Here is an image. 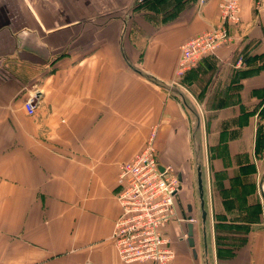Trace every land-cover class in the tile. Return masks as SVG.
I'll return each instance as SVG.
<instances>
[{
  "label": "crops",
  "instance_id": "0c3cea01",
  "mask_svg": "<svg viewBox=\"0 0 264 264\" xmlns=\"http://www.w3.org/2000/svg\"><path fill=\"white\" fill-rule=\"evenodd\" d=\"M221 2L0 0V264H152L122 262L111 240L121 168L153 137L181 170L177 214H194L197 117L207 251L202 226L201 260L196 224L197 258L190 221H172L171 264H264V0H240L231 43L179 74L181 46L220 24Z\"/></svg>",
  "mask_w": 264,
  "mask_h": 264
},
{
  "label": "built area",
  "instance_id": "2783aa9c",
  "mask_svg": "<svg viewBox=\"0 0 264 264\" xmlns=\"http://www.w3.org/2000/svg\"><path fill=\"white\" fill-rule=\"evenodd\" d=\"M146 1L137 0V3ZM219 8L220 24L181 46L179 74L231 43L230 28L240 22V0H222ZM38 104L39 94L26 98V114L34 116ZM153 148L148 141L146 147L121 168L117 199L122 212L114 224L111 240L124 263L171 264L175 250L166 228L172 221H185L175 208L181 188L179 176L160 163ZM160 166L164 167L163 172ZM186 221L194 222L188 218Z\"/></svg>",
  "mask_w": 264,
  "mask_h": 264
},
{
  "label": "water",
  "instance_id": "95a60500",
  "mask_svg": "<svg viewBox=\"0 0 264 264\" xmlns=\"http://www.w3.org/2000/svg\"><path fill=\"white\" fill-rule=\"evenodd\" d=\"M157 84L160 86L165 87L167 90H170L171 92L178 94L181 96V92L174 88V87H169L164 84H161L154 80ZM182 102L184 106L191 111L196 117L197 114L196 112L192 109V107L187 103L186 99L182 97ZM199 129V117H197V124L194 128L193 131V144H194V153H195V166H196V182H197V189H198V196H199V202H200V211H201V226H202V235H203V244H204V251H207V230H206V224L208 220V213L205 208V199H204V184H203V171H202V161H201V155H200V147H199V142L196 137V133ZM161 172L164 171V167L160 166ZM180 180V179H179ZM259 191L260 195L262 198V201L264 203V175L262 176L260 182H259ZM189 220L191 217L188 218ZM187 242L189 247L192 250V253L195 258H197V250H196V243H195V238H194V225L192 222L188 224V231H187Z\"/></svg>",
  "mask_w": 264,
  "mask_h": 264
},
{
  "label": "rangeland",
  "instance_id": "374dc122",
  "mask_svg": "<svg viewBox=\"0 0 264 264\" xmlns=\"http://www.w3.org/2000/svg\"><path fill=\"white\" fill-rule=\"evenodd\" d=\"M23 111L27 117H30L26 114L24 108H23ZM259 113H261V114H260L259 121H258V133H257L256 148L264 149V108ZM153 142H154V138L153 137L149 138V143L153 144ZM153 149L156 151L157 156H159V154L157 152V148H153ZM262 153H263V159H264V151ZM168 167L171 169V172L174 175H178V172L181 171V170H179L175 167H172V166H168ZM191 172L193 174V177H192V182L190 185V195H191L190 202H191V205L193 207L194 214L186 212V209H185V211L182 212V215L180 217L186 221L187 215L189 214V216H191V219L194 221L192 223L196 224V226H197L196 238L198 240L199 256L201 257V260H202L203 259L202 258L203 257V255H202L203 254V248H202V241H201L202 237H201V225H200V210L198 209V206H199L198 203L199 202H198L197 182H196V173H195L194 165H193V168L191 169ZM180 186H181V183H180ZM260 201L262 202L261 199H260Z\"/></svg>",
  "mask_w": 264,
  "mask_h": 264
}]
</instances>
